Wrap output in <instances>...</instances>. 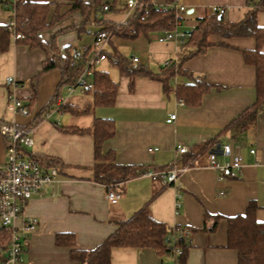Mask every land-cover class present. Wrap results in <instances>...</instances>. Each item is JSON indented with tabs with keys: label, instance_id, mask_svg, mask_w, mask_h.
I'll list each match as a JSON object with an SVG mask.
<instances>
[{
	"label": "crops",
	"instance_id": "crops-1",
	"mask_svg": "<svg viewBox=\"0 0 264 264\" xmlns=\"http://www.w3.org/2000/svg\"><path fill=\"white\" fill-rule=\"evenodd\" d=\"M31 1L50 3L47 20H52V24L40 31V38L48 42L55 36L54 42L61 54L67 47L72 52L74 48L90 46L95 33L104 24L126 21L133 13H128L127 0H115V10L95 12L92 6L89 20L83 23L79 11L69 12L70 0ZM150 1L158 9L166 4V0ZM259 1L174 2L185 7L184 12L177 13L178 21L186 20L190 29L197 19L215 8H219L225 20L236 22ZM12 6L11 2H0V24L11 18ZM256 19L260 26H264V10L257 12ZM162 30L133 38L119 35L142 42L141 55H133L138 58L133 64H142L159 73L165 61H177L182 53L187 52L188 48L180 43L158 41ZM89 31H92L90 39L82 40V33ZM208 40L214 44L181 63L182 69L196 78H203L209 85L199 104L190 105L183 98L166 93L162 83L149 76H136L132 84L118 70L112 77L110 67L103 64L104 60L93 68L107 72L117 83V91L114 102L103 105L94 103L90 90L76 88L69 93L67 85L60 84L62 75L59 69L40 73L45 51L41 47L16 42L12 36L8 49L0 53V122L32 125L33 143L26 150L55 158L60 164L59 180L47 189L44 196L30 197L24 208V215L36 218L37 224L24 240L19 264H88L74 260L69 246L56 243V235L71 233L77 248L90 250L111 234L120 221L142 208L166 225H180L192 230L184 257L175 256L171 251L159 255L147 247L118 246L111 250V264H237V252L227 244L228 217L243 214L248 202L254 201L257 204L255 217L264 222V107L252 125L236 131L233 121L256 96L255 69L244 61L242 53V49H254L255 41L250 36L212 35ZM110 43L111 40L106 46ZM87 51L90 55L91 48ZM113 51L121 55L115 46L108 52ZM109 63L113 65V61ZM36 76V92L32 99L30 80ZM8 77L10 81L6 80ZM172 82L186 83L188 77L179 74ZM12 96L30 105L31 113L24 116L8 111L6 106ZM54 96L56 101L45 113L44 108ZM59 99L66 101L60 103ZM61 104H69L70 108L61 111ZM173 113L175 119L166 122ZM95 118L113 120L115 132L103 142L102 150H112L118 164L139 165L145 171L160 170L167 165L186 166L179 176L178 187L143 173L118 183L115 191L120 197L116 203H111L106 197L105 184L93 177L92 135L65 130L90 128ZM213 138L215 143L230 142L233 152L243 156L240 169L221 179L207 166L209 149L206 147L200 151L204 142ZM178 145L185 146L186 152L179 153ZM250 149L255 152L251 153ZM5 153L6 142L0 135V166ZM217 160L222 162L225 157L219 154ZM215 220L214 229L208 230ZM5 252L6 249L0 246V261Z\"/></svg>",
	"mask_w": 264,
	"mask_h": 264
},
{
	"label": "trees",
	"instance_id": "trees-1",
	"mask_svg": "<svg viewBox=\"0 0 264 264\" xmlns=\"http://www.w3.org/2000/svg\"><path fill=\"white\" fill-rule=\"evenodd\" d=\"M175 0H166V3ZM6 4H13L14 32L22 34L21 38H15L16 42L23 43L29 47H41L46 57L42 63L40 73L49 72L59 69L61 72V85H70L74 83L78 73L81 71L84 63L88 59L89 52H83L82 59L74 60L69 47L64 49L63 54L57 49L54 38L44 42L40 38V31L45 30L52 24L48 21L49 2H36L31 0H0ZM69 12L79 11L83 16V23L89 20L90 9L93 6L95 12L115 10V0H93L92 3L83 0H70ZM104 6L107 8L104 9ZM148 8L149 14L144 16V8ZM10 8V7H9ZM259 10H264V0L248 9L243 17L236 21H227L223 18L218 10L196 20L191 36L182 43L181 46L188 49L182 53L178 60H168V63L162 65V71L154 73L144 67L142 64H133L131 59L123 57L118 52L105 51L106 59L113 61L121 75L133 79L139 75L149 76L162 83L163 90L166 93H173L176 97L184 99L185 103L197 105L200 103L204 92L209 85L203 78H196L191 72L181 67V63L187 57L203 52L208 46L214 44L208 40L209 36L232 37V36H250L255 41L254 49H242L243 59L255 69V100L245 108L239 117L233 121V126L242 130L255 122L258 112L264 107V26H260L256 19ZM179 17L175 11L155 8L150 0H138L137 7L133 10L132 15L121 24L110 21L104 24L98 31L108 30L112 34H117L127 38H133L138 34H148L151 31H158L164 28L171 29L175 26ZM97 21H101L97 18ZM13 30L7 23L0 24V53L8 49L12 38ZM97 31V32H98ZM96 32V33H97ZM95 33V34H96ZM110 41V40H109ZM108 41V42H109ZM222 44L223 42H218ZM183 74L188 77V82L179 83L171 82L177 75ZM93 95L95 104L110 105L114 102L117 83L113 81L109 74L104 71L92 69L91 76ZM37 76L30 80L33 99L36 92ZM55 96L50 104L44 108L47 113L52 108L51 103L55 102ZM31 113L30 105H26ZM70 108L69 104L60 105L59 110L65 111ZM76 132L90 133L94 140V179L104 183L106 189L116 190L117 184L125 181L130 177L141 175L146 172L143 167L133 164H118L114 159L112 150L103 152L102 144L105 140L111 138L115 132L112 119L95 118L93 125L87 129L65 128ZM215 143V139L205 141L200 151L210 149ZM209 147V148H208ZM30 156L37 159L45 168L56 167L60 169L59 161L55 158L40 156L26 151ZM167 165L161 169H169ZM257 204L249 201L245 212L232 217H228L227 244L237 252V264H264V222L255 217ZM216 220L208 230L215 227ZM173 226V225H172ZM165 223L156 220L145 208L135 212L129 218L118 223L116 229L109 234L99 245L90 250L80 249L75 246V238L71 233H59L55 237L58 245H67L70 247V254L74 260L87 262L88 264H111V250L113 247H137L151 248L157 254H168L170 245L166 237L171 231V227ZM181 228H187L191 233L192 230L185 226L175 225ZM205 229V228H204ZM188 235L179 237L175 245L182 250L178 256L184 257L187 250ZM8 236L6 232L0 231V246L7 248Z\"/></svg>",
	"mask_w": 264,
	"mask_h": 264
},
{
	"label": "built area",
	"instance_id": "built-area-1",
	"mask_svg": "<svg viewBox=\"0 0 264 264\" xmlns=\"http://www.w3.org/2000/svg\"><path fill=\"white\" fill-rule=\"evenodd\" d=\"M138 5V0H127L126 6L128 13L133 11ZM107 7L104 6V9ZM165 9L178 12H184L185 7L176 2L166 3ZM215 8L214 10H218ZM144 16L149 14L148 8H144ZM13 15V13H12ZM123 21L117 22V25ZM9 27L14 29V19L11 17L6 22ZM180 24L176 22L175 26L171 29L165 28L162 30L158 41L172 40L177 43H184L192 33L194 26L189 30L179 31L176 27ZM14 38H21L22 34L16 33L13 30ZM112 35L111 31L101 30L98 31L93 38L90 46L86 45L82 48L72 49V56L74 60L82 59L83 52L91 48V53L84 63L81 71L78 73L74 83L67 86L69 93L73 92L76 88L91 89L92 82L90 76L94 66L106 60L105 46L110 40ZM133 63L138 61L135 56L131 57ZM168 63L165 61L164 64ZM7 81L11 79L6 78ZM66 99H59L58 102L64 103ZM182 103V100H180ZM7 110L14 114L29 115L28 108L22 101L12 96L6 106ZM176 115L173 113L166 122H171L175 119ZM33 126L32 125H19L15 122H0V135L6 142V153L3 164L0 166V231L8 234V245L5 255L0 261V264H19L21 259V252L24 240L30 232H32L37 224V219L31 216L24 215V208L33 195L44 196L47 189L51 188L55 182L59 180V170L56 167L45 168L34 157L30 156L26 151L33 143ZM150 150V149H149ZM179 153H185L186 147L183 145L177 146ZM254 153V149H250ZM222 155L225 160L219 162L217 155ZM207 166L215 170L218 179L223 178L231 172L240 169L243 163V156L240 153L233 152L230 142H216L207 151ZM187 167L176 168L172 166L169 169H160L156 171H146L144 175L152 179H163L165 182L173 184L178 187V179L182 172ZM223 194V191H220ZM106 197L111 203H116L120 197V193L111 188H108ZM20 219V224L17 220ZM22 233V235H21ZM25 234V235H24ZM190 234L187 228H181L173 225L170 233L167 235L166 240L170 245V250L175 256H179L182 250L175 245V241L182 236Z\"/></svg>",
	"mask_w": 264,
	"mask_h": 264
},
{
	"label": "rangeland",
	"instance_id": "rangeland-1",
	"mask_svg": "<svg viewBox=\"0 0 264 264\" xmlns=\"http://www.w3.org/2000/svg\"><path fill=\"white\" fill-rule=\"evenodd\" d=\"M187 16L188 15H185ZM90 29L92 30V27H90ZM177 30L182 31V30H189V25L188 22L186 20L181 21V23L176 27ZM91 33L92 31L88 32H83L82 33V40H89L91 37ZM111 43L108 44L107 47V51H109V49L112 48V46L116 47L117 50L121 53V55L125 58H130V56H133L134 54H137L138 56L141 55L142 52V42H140V39L137 40H131V39H127V38H122L117 34H112L111 35ZM110 61V60H109ZM108 61V59H106L103 64H105V66L110 67V72H111V76H115V73H117V69L114 65L110 64ZM111 62V61H110ZM112 63V62H111Z\"/></svg>",
	"mask_w": 264,
	"mask_h": 264
}]
</instances>
